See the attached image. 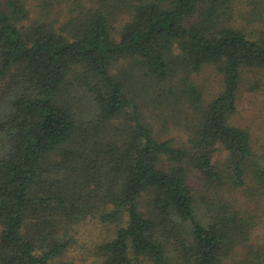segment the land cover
I'll return each mask as SVG.
<instances>
[{
	"label": "trees",
	"instance_id": "1",
	"mask_svg": "<svg viewBox=\"0 0 264 264\" xmlns=\"http://www.w3.org/2000/svg\"><path fill=\"white\" fill-rule=\"evenodd\" d=\"M263 77L264 0H0V264H264Z\"/></svg>",
	"mask_w": 264,
	"mask_h": 264
},
{
	"label": "rangeland",
	"instance_id": "2",
	"mask_svg": "<svg viewBox=\"0 0 264 264\" xmlns=\"http://www.w3.org/2000/svg\"><path fill=\"white\" fill-rule=\"evenodd\" d=\"M214 71L210 67H204L200 72H198L197 82L201 84L202 89L208 96L210 93L218 91V86L214 81ZM244 86V85H243ZM148 110L151 109L150 106H145ZM165 107L163 108V110ZM162 111L158 109L157 112ZM236 123H240L252 131L254 136V148L260 149L261 144L264 142V77L258 83L252 82L245 85L241 90V97L238 100V108L236 113L233 115ZM161 120V119H158ZM155 126H158L161 122L157 124L154 122ZM182 123L172 122L171 119L165 123V127L168 128L169 132L166 134L174 135L175 133L181 131ZM159 127V126H158ZM79 227V226H78ZM77 227V229H78ZM79 233H76V242L72 246V252L76 259L79 260L80 254L87 255V248L94 242H98L105 235L104 229L101 225L91 222L83 223L79 228ZM72 254V255H73Z\"/></svg>",
	"mask_w": 264,
	"mask_h": 264
}]
</instances>
